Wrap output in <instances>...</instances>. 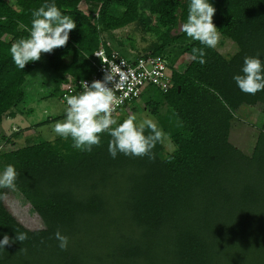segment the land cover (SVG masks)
Returning a JSON list of instances; mask_svg holds the SVG:
<instances>
[{
	"label": "trees",
	"instance_id": "1",
	"mask_svg": "<svg viewBox=\"0 0 264 264\" xmlns=\"http://www.w3.org/2000/svg\"><path fill=\"white\" fill-rule=\"evenodd\" d=\"M45 2L76 24L67 45L45 58V69L59 77L51 92L58 100L66 80L94 71L93 52L123 57V44H107L101 34L133 24L153 37L138 56L176 67L165 93L147 87L138 99L174 150L163 155L158 143L155 160L112 158L107 134L91 152L55 134L0 152V172L15 167L14 190L43 225L25 229L4 208L0 189V240L21 232L28 237L0 249V264H264V90L245 94L233 79L242 75L245 57L264 65V0H209L219 36L236 49L229 57L182 31L190 0H0V123L13 117L10 110L39 62L19 69L11 45L28 37L31 13ZM193 48H204L206 63L192 59ZM146 89L156 94H143ZM135 101L124 104L113 127L129 117L125 109L134 111ZM255 106L261 122L246 156L228 143V132L238 109ZM57 229L68 237L66 250L58 246Z\"/></svg>",
	"mask_w": 264,
	"mask_h": 264
},
{
	"label": "clouds",
	"instance_id": "2",
	"mask_svg": "<svg viewBox=\"0 0 264 264\" xmlns=\"http://www.w3.org/2000/svg\"><path fill=\"white\" fill-rule=\"evenodd\" d=\"M216 9L209 0H190L187 21L182 31L191 39L199 41L205 48H215L220 36L213 23ZM31 27L27 38H21L10 48L14 64L23 70L29 62L41 59L42 54H50L55 49L65 47L69 34L76 28L73 19L63 15L54 2H45L31 13ZM204 48H193L192 59L203 65L206 63ZM121 81L125 80L120 74ZM238 88L245 94L255 95L264 90V65L258 57H245L242 75L233 77ZM113 83V87H109ZM122 84L115 82L112 69L105 71L103 80H94L91 85L85 83L84 91L79 95L66 96L65 119L53 126V132L62 139H71L73 148L91 152L101 144V135L110 136L108 151L112 158L118 153L132 158L148 157L155 160L153 149L165 144L169 138L151 119L136 123V116H129L117 125L113 118L116 97L114 88ZM147 133V134H146ZM169 149L174 150L169 143ZM18 173L13 165L0 172V189H14ZM61 250H66L68 237L57 229L54 234ZM27 233H17L14 239L4 235L0 240V249L19 241L23 243Z\"/></svg>",
	"mask_w": 264,
	"mask_h": 264
},
{
	"label": "rangeland",
	"instance_id": "3",
	"mask_svg": "<svg viewBox=\"0 0 264 264\" xmlns=\"http://www.w3.org/2000/svg\"><path fill=\"white\" fill-rule=\"evenodd\" d=\"M79 10L87 14V7L84 4L78 6ZM107 44L115 45V42L123 44L125 59H133L138 55L147 52L148 43L153 39L149 34L136 29L133 24L123 27L110 34H101ZM7 40V39H6ZM220 55L229 57L234 54L235 47L226 39L220 37L217 46L214 48ZM49 54H42L33 72L26 77L22 101L17 103L13 112V117H3L0 123V152H6L24 147L28 144H36L40 140H52L55 137L53 126L57 122L65 119L64 108L57 99V95H52V91L59 85V77L45 69V58ZM188 56L183 55L181 62H187ZM180 61H178L179 63ZM58 90V88H57ZM149 91V92H148ZM149 96H154L153 89H146ZM134 111L125 109L126 116H136L141 123L144 119H149L146 115L140 98L135 102ZM116 112L119 115L123 110ZM113 116V118H114ZM60 118L59 121L41 124L47 119ZM116 120V119H115ZM261 122L259 106L241 107L236 111L235 117L230 123L228 132V143L249 156L257 135V128ZM3 137L7 143L3 142ZM169 144H162L163 155L170 153ZM161 153V154H162ZM4 194L1 202L9 214H11L25 229L33 231L43 229V225L36 214L31 210L29 204L22 199L14 189H3Z\"/></svg>",
	"mask_w": 264,
	"mask_h": 264
},
{
	"label": "built area",
	"instance_id": "4",
	"mask_svg": "<svg viewBox=\"0 0 264 264\" xmlns=\"http://www.w3.org/2000/svg\"><path fill=\"white\" fill-rule=\"evenodd\" d=\"M92 57L98 60V64H92L94 71L86 78L78 81L68 79L60 86L59 102L65 109L67 107L65 97L79 95L84 91L85 83L91 85L94 80H103L105 71L112 69L115 82L122 84L119 88H114L116 97L115 110L113 116L124 104H129L138 99L141 92L152 87L165 93L170 87V77L176 65L170 67L161 57L137 56L133 59H125L116 52L109 53L108 56L102 50L92 53ZM125 80L121 81L120 74ZM113 87V83H109Z\"/></svg>",
	"mask_w": 264,
	"mask_h": 264
}]
</instances>
